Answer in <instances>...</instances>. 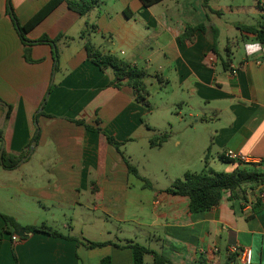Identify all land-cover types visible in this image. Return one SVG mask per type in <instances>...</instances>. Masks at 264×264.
I'll list each match as a JSON object with an SVG mask.
<instances>
[{
	"label": "crops",
	"instance_id": "0c3cea01",
	"mask_svg": "<svg viewBox=\"0 0 264 264\" xmlns=\"http://www.w3.org/2000/svg\"><path fill=\"white\" fill-rule=\"evenodd\" d=\"M7 1L0 0V99L5 103L0 104V147L18 155L32 141L35 145L12 169L0 161V229L1 214H7L22 225L45 223L63 236L36 232L13 240L3 232L0 264H99L107 255L113 264H127L130 248L86 242H139V231L145 232V245L172 264H241L238 255L245 249L251 250V264H264L261 185L243 187L247 200L241 190L225 191L217 206L197 213L188 211L186 197L165 192L186 171L264 170V44L240 28L256 24L233 22L243 44L237 58L230 37L221 38L224 11L212 0L207 6L198 0L202 11L197 0H162L149 7L141 0H101L85 15L62 1L26 34L31 41L44 35L57 41L24 44ZM49 1L9 3L25 24ZM256 3L258 25H264V0ZM228 7L234 12L243 5ZM199 23L206 25L205 33L197 30L193 42L179 40L187 25ZM211 27L217 31L216 52ZM85 41L144 67L158 80L167 104L175 106L174 120L152 125L145 120L149 110L134 100L131 87L111 84V70L88 58ZM162 133L168 138L150 146V137ZM105 134L124 142L122 154ZM134 145L152 149L151 187L128 170L125 160L130 163L136 154H127L128 159L125 154ZM228 149L249 161L226 159ZM157 173L164 176L163 185ZM255 198L262 208L254 213Z\"/></svg>",
	"mask_w": 264,
	"mask_h": 264
},
{
	"label": "trees",
	"instance_id": "16d2710c",
	"mask_svg": "<svg viewBox=\"0 0 264 264\" xmlns=\"http://www.w3.org/2000/svg\"><path fill=\"white\" fill-rule=\"evenodd\" d=\"M65 1L68 7L79 13L80 15L87 14L90 10L97 7L101 0H50L42 9H40L31 19L25 24H20L17 20L15 14L12 12L10 7L9 0L8 2V13L18 31L19 37L24 44H34V43H51L54 44L58 37L49 38L47 35L40 37L35 41L28 40L26 37L27 32L35 26L44 16H46L56 5L60 2ZM162 0H141L142 4L146 7L154 5L161 2ZM205 6L208 5V0H203ZM241 29L254 33L256 39L264 44V25H245L240 27ZM197 30L206 32L207 28L204 23H199L197 25H187L179 35L180 41L193 42L194 35ZM212 30V51L216 52V38L217 31L214 27H211ZM85 48L88 58L96 64L101 70L110 69L112 72L111 84L115 87H121L122 85H127L132 88L134 92V100L146 106V109L149 110V102L147 100V90L144 82V78L147 76V71L144 67H138L131 64L129 61L118 58L112 54L102 53L94 45L85 41ZM54 59L57 63L58 60V51L54 50ZM51 90V86L49 88ZM0 104H5L0 99ZM10 106H7L5 111V118L9 117ZM78 124H83L87 128L90 127L84 124L80 120H74ZM99 129V128H98ZM106 139L109 144L114 146L116 150L122 154L121 146L124 144L122 141H118L112 136L105 134ZM38 133L36 132L32 140H37ZM168 138L167 133H162L161 135H153L149 139L150 146H159ZM29 145L21 154L15 155L11 153H2V166L6 169H12L16 166L17 162L29 152ZM128 170L132 172L137 177L145 181V185L151 187L150 182L142 178L137 169L131 165L127 160H125ZM233 162V161H232ZM250 185L251 188H255L259 185L260 191L264 189V170H255V169H245V168H236L232 171H215L211 168H206L201 172H191L186 171L182 177L175 178L171 184L165 189V192L186 197L188 199V211L191 213L203 212L210 208H213L218 205L222 195L225 191H242L243 197L246 198V191L243 187ZM262 208V201L258 199H253L252 211L255 213ZM4 225L0 229V234L3 232H8L11 234L16 233L17 231H23L24 235L20 236L23 238L28 233L44 232L53 236H63L61 233L53 230L51 227L47 226L45 223L38 225L28 224L22 225L15 220L14 217L1 214ZM65 237V236H64ZM68 237V236H66ZM69 238V237H68ZM107 244H114L117 247H128L132 250V260L127 264H145L144 257L146 255L151 256V264H172L168 257L158 252L157 250L139 242L135 241H126L123 244L114 243L112 241H87L86 245L88 247H97L104 246ZM202 264H206L201 262ZM99 264H113L110 256H104L100 259Z\"/></svg>",
	"mask_w": 264,
	"mask_h": 264
},
{
	"label": "rangeland",
	"instance_id": "374dc122",
	"mask_svg": "<svg viewBox=\"0 0 264 264\" xmlns=\"http://www.w3.org/2000/svg\"><path fill=\"white\" fill-rule=\"evenodd\" d=\"M196 2V1H195ZM199 3V10H204L203 7H201V1L196 2ZM229 4H241L243 5L242 8L237 9L234 12H230L228 10ZM256 0H212L211 5L215 6V8H222L224 11V14L222 16V21L226 22V26L223 30L222 39H225V37H230L231 39V45H232V51L234 52L235 56L240 55V53L243 51V44L240 40V31L235 30L233 27V22H242L245 24H256L258 25V21H261V10L256 6ZM231 24V26H229ZM236 38L239 40L240 49H237L236 46ZM238 50V53H236ZM152 74V70H151ZM145 86L146 90L148 92L147 94V100L149 102V113L147 116L144 117L145 120H147L151 125L153 122L158 123H164L165 119L168 120H174L175 113V106H171V104H167V100L164 98L163 92L160 89V85L158 80L155 77H152V75H149L145 77ZM175 94V93H174ZM177 95V94H175ZM158 105V108L154 110L152 113V106ZM145 108L146 106L143 105ZM147 146H136L130 148L128 153L125 154V157L128 159L127 154H132V152L136 155H131L130 163L133 164V166L136 167L138 172L142 175H144L145 179H147L151 185H152V149L146 148ZM130 152V153H129ZM157 180L160 185H163L166 180L162 174L157 173L156 174ZM142 177V176H141ZM142 177V178H144ZM134 179V178H132ZM154 180V179H153ZM146 193L152 194V190H146ZM140 236L138 241L146 244L145 239V232L139 231ZM150 256H145V264H150Z\"/></svg>",
	"mask_w": 264,
	"mask_h": 264
},
{
	"label": "built area",
	"instance_id": "2783aa9c",
	"mask_svg": "<svg viewBox=\"0 0 264 264\" xmlns=\"http://www.w3.org/2000/svg\"><path fill=\"white\" fill-rule=\"evenodd\" d=\"M223 155L226 159L238 163H245L248 162L250 159L248 155L233 151L231 149L226 150ZM261 196L262 198H264V190L261 192ZM18 238L19 236L17 234L12 235L13 240H17ZM238 260L241 264H251V250L250 249L242 250L238 255Z\"/></svg>",
	"mask_w": 264,
	"mask_h": 264
},
{
	"label": "water",
	"instance_id": "95a60500",
	"mask_svg": "<svg viewBox=\"0 0 264 264\" xmlns=\"http://www.w3.org/2000/svg\"><path fill=\"white\" fill-rule=\"evenodd\" d=\"M41 107H42V105L39 107V109H41ZM34 145H35V141H32V142H31V145H30L29 152L27 153L26 156L22 157V159H20L19 162L23 161L26 157H28V156L31 154ZM2 150H3V146L0 147V161H1V162H2ZM253 193H254V192L252 191V192H251V195H253ZM16 234H17L18 236H23V235H24V232H23V231H17Z\"/></svg>",
	"mask_w": 264,
	"mask_h": 264
}]
</instances>
